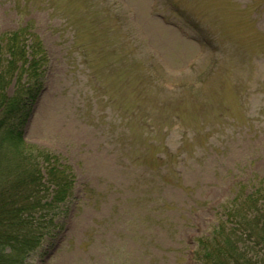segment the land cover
<instances>
[{
  "label": "rangeland",
  "instance_id": "obj_1",
  "mask_svg": "<svg viewBox=\"0 0 264 264\" xmlns=\"http://www.w3.org/2000/svg\"><path fill=\"white\" fill-rule=\"evenodd\" d=\"M0 78L71 183L25 264H207L221 206L264 196V0H0Z\"/></svg>",
  "mask_w": 264,
  "mask_h": 264
},
{
  "label": "trees",
  "instance_id": "obj_2",
  "mask_svg": "<svg viewBox=\"0 0 264 264\" xmlns=\"http://www.w3.org/2000/svg\"><path fill=\"white\" fill-rule=\"evenodd\" d=\"M30 31L29 26L21 30L34 37L32 46L29 50H26L25 45L14 47L13 60L7 65L6 72H11L10 66L18 57L24 58L26 51L42 52L39 40ZM10 42L14 46V42ZM0 79L1 92L4 81ZM19 103L10 101L0 106V264H25L24 258L40 246L47 231L52 232L50 226L54 214L47 221L44 217L53 209V201L64 202L71 191L67 176L62 177V174H56L53 169H44V173L49 175L47 182L43 180L39 159L35 160V165L38 166L36 170L32 168L28 151L20 146L22 141L18 127L25 122V118L19 112ZM3 157L5 161L2 160ZM10 178H14V181ZM35 183L37 184L34 185ZM261 190L256 191V198L248 199L251 209L247 214H241L242 207L245 206L241 202L229 207L228 203L223 206L221 218L210 234L207 264H264V204L260 202L264 196L263 193L259 195ZM50 193L53 201L38 216L42 221L38 222L29 214L39 208L42 197ZM257 202H260L259 214L253 209ZM19 203H25L26 206L16 207ZM197 247L199 251L203 248L200 240L197 241Z\"/></svg>",
  "mask_w": 264,
  "mask_h": 264
}]
</instances>
